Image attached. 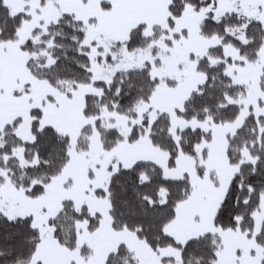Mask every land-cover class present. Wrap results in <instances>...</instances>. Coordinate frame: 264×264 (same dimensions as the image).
<instances>
[{
	"label": "rangeland",
	"instance_id": "1",
	"mask_svg": "<svg viewBox=\"0 0 264 264\" xmlns=\"http://www.w3.org/2000/svg\"><path fill=\"white\" fill-rule=\"evenodd\" d=\"M215 1L214 17L217 20L237 14L258 20L264 25V0ZM5 3L14 14H25L28 20L19 30L17 41H0V132L18 120L17 136L22 142L32 141L30 113L38 109L44 114V122L48 125H57L63 135L68 132L74 134L69 136L73 143L81 133L77 128L94 125L97 120L110 122L111 127L119 129L125 138L116 140V146L106 151L94 132L91 149H86L85 153L73 149L64 172L36 199L28 197L24 190L15 188L7 172L0 168V213L10 219L32 217L33 225L42 235L38 251L27 264H104L106 256L121 244L135 253L140 264H182L178 249L170 246L153 250L134 233L112 229L110 205L107 199L97 197L95 191L107 189L111 178L109 165L113 158L118 160L115 171L119 166L131 168L138 162H153L162 168L168 179L189 178L191 197L179 203L176 219L165 229L176 242L185 244L206 234H214L223 243L218 264H261L264 249L256 237L264 221V194L255 215V229L250 232L251 237L248 236L249 232L242 229L232 231L216 227L214 219L239 169L228 159V137L235 135L251 112L264 116V92L260 87L264 71V46L255 62H247L234 46H223V59L230 60L226 73L235 85L243 87V94L231 99V103L241 107L234 122L214 124L211 119L203 122L186 121L177 116V111L205 82V75L196 69V61L206 56L209 49L221 45L219 37H204L200 32L201 23L209 9L196 11L187 5L182 18L169 26L168 20L161 25L123 23V19L130 20V17L115 18L123 17L124 10L114 8V2L107 0H5ZM62 15H71L86 25L85 44L90 49L91 71L95 81L108 82L118 72L144 68H148L152 78L157 80L150 102L138 107L136 118L129 120L104 109L100 115L86 119L84 94L101 97L102 90L91 86L90 91H87L84 86H79L68 97L67 93L36 79L30 73L27 63L33 56L24 52L22 46L35 29L45 30ZM131 20L136 21L134 18ZM140 25L145 26L144 34L152 37V40L146 48L130 51L124 42L131 31ZM156 27L160 29L155 31ZM108 56L114 63L107 61ZM27 84V93L21 96L14 94L16 90H25ZM158 113L170 116V132L178 146V131L181 129L198 128L211 134L210 141L203 140L197 145L198 156L205 166L203 177L198 176L191 156L181 151L175 166L170 168L169 153L152 143L149 134ZM78 121H81V125L73 128ZM45 125L43 123L41 127ZM136 126L143 127L144 136L129 142L126 138ZM205 148L207 152L204 154ZM16 153L21 157L23 149L19 147ZM244 156L246 161H254L249 152L245 151ZM161 196L164 198L165 192ZM65 200H72L78 210L86 206L91 215L100 216L99 227L95 232L89 231L87 224L79 226L78 247L73 251L58 245L48 225ZM84 246L90 249L85 255L87 257L81 255Z\"/></svg>",
	"mask_w": 264,
	"mask_h": 264
},
{
	"label": "trees",
	"instance_id": "2",
	"mask_svg": "<svg viewBox=\"0 0 264 264\" xmlns=\"http://www.w3.org/2000/svg\"><path fill=\"white\" fill-rule=\"evenodd\" d=\"M187 5H191L196 11L209 9L201 23L200 32L204 37H219L221 45L209 49L206 56L197 59L196 69L205 75V82L185 101L183 108L177 111V116L186 121L203 122L211 119L214 124L232 123L239 116L241 107L231 103V99L241 96L243 87L235 85L226 73L230 60L224 61L223 46L232 45L247 62H255L264 46V25L258 20L237 14L226 15L217 20L214 17L215 0H172L169 6V26L182 18ZM27 20L28 16L14 14L7 4L0 6V41H17L19 30ZM159 29L156 27L154 30ZM144 31L143 25L131 31L124 42L128 50L148 46L152 37L146 36ZM86 41V25L71 15H62L45 30L35 29L22 50L33 56L27 63L30 73L36 79L46 81L52 87L67 93L68 97L79 86L91 85L102 90L101 97L86 96V119L100 115L104 109L129 120L136 118L138 107L150 102L157 80L152 78L148 68H144L118 72L108 82L95 81L91 71L90 49L86 46ZM109 56L107 61L114 63ZM214 60L218 62L215 63ZM58 61H71L78 71L72 74L59 71ZM54 63L57 64L56 70L53 69ZM129 83H134L137 87L130 89ZM260 87L264 92V71L260 78ZM24 88L23 91L16 90L14 94L21 96L24 92L27 93L29 85ZM30 116L32 141L22 142L17 136L18 120L0 132V168L7 172L9 181L15 188L24 190L32 199L42 196L52 181L64 172L73 149L82 153L91 149L94 132L106 151H111L116 146V140L125 139L119 129L111 127L110 122L97 120L94 125L85 126L78 140L73 143L68 136L54 128L41 127L43 114L40 110L33 109ZM170 127V116L158 113L149 134L152 143L169 153L170 168L175 166L182 151L193 158L198 176L203 177L205 166L198 156L197 145L203 140L210 141L211 134L198 128L181 129L178 131V146L171 135ZM46 128L51 131L44 132ZM42 132L43 140L40 137ZM143 136V127L136 126L126 139L132 142ZM45 142L47 149L44 147ZM53 144L57 146L58 154L49 157L47 151ZM19 147L23 149L21 157L16 153ZM245 151L249 152L254 161L245 160ZM206 152L207 148L203 153ZM227 156L230 163L239 166V169L218 208L214 224L224 230L242 229L250 233L255 229V215L260 209L264 194V116H257L253 112L248 115L235 135L228 137ZM117 164L118 160L113 158L109 165L111 178L107 189L95 191L97 197L107 199L110 205L109 216L113 230L132 232L153 250L174 247L180 251L182 264H218L223 250L219 236L206 234L189 240L192 241L189 245V241L185 244L176 242L165 232L166 227L177 217L179 203L191 197L192 185L187 176L177 180L168 179L162 168L153 162H138L131 168L119 166L115 171ZM117 175L119 183L114 180ZM1 180L0 177V182ZM213 182L216 184L215 180ZM36 185H41L42 189L33 191ZM114 191L118 198L114 199ZM163 192L164 198L161 196ZM137 197L157 206L150 222L139 215L131 214L130 206L137 202ZM221 210L224 212L222 216ZM99 220L100 216L91 215L86 206L78 210L72 200H65L58 214L48 221V225L58 245L73 251L78 247L79 226L87 224L88 230L95 232L99 227ZM248 236L251 237V233ZM41 241V232L33 225L32 217L10 219L0 213V264H27L38 251ZM256 241L264 249V221ZM87 250H90L88 246L81 249L82 257H87ZM104 264L140 262L133 251L121 244L106 256ZM261 264H264V250Z\"/></svg>",
	"mask_w": 264,
	"mask_h": 264
},
{
	"label": "crops",
	"instance_id": "3",
	"mask_svg": "<svg viewBox=\"0 0 264 264\" xmlns=\"http://www.w3.org/2000/svg\"><path fill=\"white\" fill-rule=\"evenodd\" d=\"M107 1L114 2L112 3L114 8H121L124 10L123 17L117 16L115 18L122 19L128 16L130 17V20L123 19L122 20L123 23L161 25V24H165L169 18V6L172 0H121V1L107 0ZM133 18L136 19V21L131 20ZM120 23H121V20H120ZM90 87L91 85L84 86V88L87 91L90 89ZM84 95H85L84 97H86V95H89V93H85ZM44 119H45V116L43 114L42 119H41V124L45 123L46 124L45 127L51 126L56 131L61 133L57 125H52V124L48 125L46 122H44ZM80 122L78 121L79 124L75 123L73 125L74 126L73 128L79 127L81 125ZM83 128L84 126L82 127V125L79 128H77L78 132L80 133ZM61 134L63 135V133ZM72 135L74 134H71L70 132H68V134H66L65 136L69 137Z\"/></svg>",
	"mask_w": 264,
	"mask_h": 264
},
{
	"label": "snow or ice",
	"instance_id": "4",
	"mask_svg": "<svg viewBox=\"0 0 264 264\" xmlns=\"http://www.w3.org/2000/svg\"><path fill=\"white\" fill-rule=\"evenodd\" d=\"M0 6H6L5 0H0ZM58 64H59L58 70L61 71V72H66V73L72 74V73H75L76 71H78V69H76V67L74 66V64H72L71 61H68L67 63H65L64 61H58ZM53 69L54 70L57 69V64L56 63L53 64ZM128 87L131 89V88L137 87V85H135L134 83H129ZM145 123H146V121H145ZM48 131H51V129L46 128L44 130V132H48ZM133 134H135V133H133ZM40 137H41V140L44 139V133L43 132L40 134ZM37 143L39 144L40 141L38 140ZM44 147H45V149H47V142H45ZM54 154H58L57 146L55 144H53L52 148L47 151V155L49 157H52ZM47 162L48 161H45V163H47ZM114 180H115L116 183H119L118 175L116 177H114ZM41 189H42L41 185H36L35 188L33 189V191H38V190H41ZM113 195H114V199L118 198L117 194L115 193V191H114ZM122 203L123 204H127L126 201H122ZM225 203H227V201ZM156 207L157 206L154 205L153 203H151L150 201L142 200L139 197H137V202L133 203L130 206V209H131V214L132 215H134V216L135 215H139V216L149 220V222H150L151 219L154 216V212H155ZM220 215L221 216L224 215L223 210H221ZM191 243H192V241H189V245H191Z\"/></svg>",
	"mask_w": 264,
	"mask_h": 264
}]
</instances>
